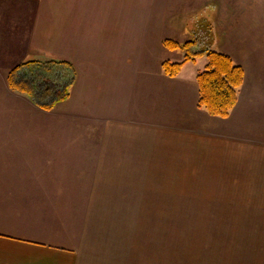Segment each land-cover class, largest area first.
<instances>
[{"label":"crops","instance_id":"0c3cea01","mask_svg":"<svg viewBox=\"0 0 264 264\" xmlns=\"http://www.w3.org/2000/svg\"><path fill=\"white\" fill-rule=\"evenodd\" d=\"M212 1L221 52L245 70L224 117L198 104L200 65L186 72L187 60L176 76L162 69L164 60L185 59L174 60L185 53L165 39L198 35L197 46L209 45L202 29L162 26L180 0L143 11L109 0H0V91L8 103L45 116L53 110L7 80L13 67L45 53L72 62L79 89L60 121L5 124L8 108L0 109V264H160L161 256L145 255L143 217L170 214L161 209L182 196L196 206L181 212L215 233L201 242L219 264H264V0ZM51 126L69 134L47 135ZM19 130L21 140L6 135ZM220 225L235 238L224 242Z\"/></svg>","mask_w":264,"mask_h":264},{"label":"rangeland","instance_id":"374dc122","mask_svg":"<svg viewBox=\"0 0 264 264\" xmlns=\"http://www.w3.org/2000/svg\"><path fill=\"white\" fill-rule=\"evenodd\" d=\"M109 3L114 4H135V9L137 10L138 3L141 4V9L143 11L144 8H147L150 4H152V8L154 6V3L158 10L161 9L162 5L169 3L172 9L173 7H178L179 4L178 0H109ZM180 4L178 8H176L175 11L168 14L167 17L164 19V23L162 24L163 27H165L166 31L169 32L171 29L174 31V29L177 31L180 28L182 30H194L197 32H200V29L203 30L204 33H210L209 39L207 42L209 43V47L221 51V37L219 34H217L216 25L212 23L213 18L216 15L215 9V3H213L212 0H207L203 5H197L196 0H180ZM206 15L207 18L209 17V21H211L210 24H207L206 22L202 21V17ZM201 17V18H199ZM217 17V16H216ZM216 19V18H214ZM189 20V21H188ZM188 21L186 24L183 22ZM187 27V29H186ZM197 27L199 29H197ZM43 32L45 30H48L47 25H45L43 28H41ZM196 29V30H195ZM163 30L162 32H164ZM159 34L160 31L158 30ZM207 37V36H206ZM51 53H45L44 57L47 58H55L50 55ZM55 54V53H53ZM184 55V54H183ZM181 56V58H180ZM171 55L174 60H181L184 58L182 55ZM58 56L56 57V59ZM201 58H205V54L201 57H196V60H198V64L194 62V60H190L191 62L185 67V71H195L197 66L200 65V68L203 69L204 67L201 64ZM37 59V58H36ZM42 60V59H41ZM195 68V70H194ZM199 68V67H198ZM63 69L62 71H60ZM59 71L62 74H59ZM72 71L71 69H64L62 66H57V68H54V71L50 74V76L53 77H60L62 81H67L70 79ZM56 79V78H55ZM45 83L43 84V87L46 90V87L48 86ZM77 84L70 85L71 92L74 93V98L71 100H61L57 104L54 105L53 110H51L49 115H40V114H34L30 110V108H26V105L23 102L13 101L8 103V98L6 99L7 92L0 91V109H7L4 113L2 110L1 114V123H13L17 121H31L34 122L36 120H56L60 121L62 118V112L71 111L72 105L75 103L78 87L76 88ZM52 93H47L44 96L42 95L40 98L42 99V102H50L54 98V92L53 85L50 84V88ZM20 94V93H19ZM29 96V95H28ZM43 97V98H42ZM8 103V104H7ZM25 124V123H24ZM64 125V124H63ZM15 133H17L15 135ZM62 134H69V131H67L66 128H62L61 126H51L50 130L48 131L47 135H52L55 137H60ZM7 136H11L12 139H18L21 140V138H25L26 131L19 130L17 132H6ZM54 145V143H53ZM36 147L34 145H26L25 150H32L34 151ZM8 150V149H7ZM26 155L30 157V154L26 152ZM33 157V154L31 155ZM42 162L44 159L41 160ZM5 163H8L9 165H12L13 163L8 162L5 160ZM74 177H76L74 180L71 181H79L78 175L74 174ZM61 177H57V179H53L51 177L50 183H62L63 180L60 181ZM178 193V192H177ZM189 196H182L180 197H173L169 200H167L168 207L161 209L162 211L166 210H173L170 214H158V216H146L143 217V241L144 242V251L145 255H158L160 257V264H219V260L217 258H213L214 251L210 253H206V250L202 248V246L206 245L201 242V240L210 239L211 237H214L215 233H206L201 231V227L197 221L191 222L192 218H189L190 214L187 215L186 213H182L181 211H186L188 209H191L196 206V199L191 198ZM186 200V201H184ZM184 201V202H183ZM162 208V207H160ZM159 209V208H158ZM211 221H214V219H209ZM220 222L225 223V221L221 220ZM216 223V222H215ZM264 228V227H263ZM261 227V232L263 230ZM220 232L222 233L221 238L226 240L224 242H227L233 237L232 235L226 234L225 227L219 226ZM200 241V242H199ZM197 245V248L199 249L195 254H193L192 251L193 246ZM226 244H224V247ZM229 248V247H225ZM211 248H208L207 250H210ZM230 249V248H229ZM225 250V249H224ZM226 251V250H225ZM187 253H191L189 255H186ZM198 253V254H197ZM141 255V254H140ZM148 262V261H147Z\"/></svg>","mask_w":264,"mask_h":264},{"label":"trees","instance_id":"16d2710c","mask_svg":"<svg viewBox=\"0 0 264 264\" xmlns=\"http://www.w3.org/2000/svg\"><path fill=\"white\" fill-rule=\"evenodd\" d=\"M196 37L184 43L176 39H165V46L171 50L182 49L185 53V59L182 62L164 60L162 69L168 75L176 76L187 60H194L196 57L205 54L208 60L207 65L197 75L200 95L198 104L204 107L211 115L228 116L238 101V90L244 83L245 70L227 53L218 51L208 45L197 46L199 38L198 35ZM57 66H62L68 70L71 69L72 76H70L69 80L64 82L60 77L50 76ZM73 69L71 61L55 58H37L13 67L8 74L7 80L10 88L26 93L34 103L48 110L52 109L59 101L70 96V85H73L76 80ZM60 71L59 74H62ZM44 82L49 83L46 90L43 87ZM50 84L53 85V90H55L54 98L50 102H42L40 98L42 95L53 92L49 89Z\"/></svg>","mask_w":264,"mask_h":264}]
</instances>
